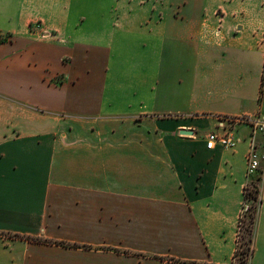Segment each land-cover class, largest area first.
<instances>
[{
  "label": "crops",
  "instance_id": "1",
  "mask_svg": "<svg viewBox=\"0 0 264 264\" xmlns=\"http://www.w3.org/2000/svg\"><path fill=\"white\" fill-rule=\"evenodd\" d=\"M243 116L264 0H0V264H233L250 128L207 135Z\"/></svg>",
  "mask_w": 264,
  "mask_h": 264
},
{
  "label": "built area",
  "instance_id": "2",
  "mask_svg": "<svg viewBox=\"0 0 264 264\" xmlns=\"http://www.w3.org/2000/svg\"><path fill=\"white\" fill-rule=\"evenodd\" d=\"M238 124H244L250 128V140H249V150L247 153V176L250 181L246 187L255 186L259 188V184L264 177V169L262 167L263 157L258 151L257 136L264 134V117L261 116H243L238 118H220L219 127L222 128L221 132H214L207 135V148L214 149L217 145H220L224 149L235 148L238 144V139L234 135V126ZM257 178V182L253 181V178ZM259 205L255 211V215L258 214ZM250 212L249 203L244 201L243 209L240 214L239 224H238V240L241 235V230L243 229V221L246 215ZM237 240V249L240 248ZM236 249V251H237ZM237 256L234 258L237 260Z\"/></svg>",
  "mask_w": 264,
  "mask_h": 264
},
{
  "label": "trees",
  "instance_id": "3",
  "mask_svg": "<svg viewBox=\"0 0 264 264\" xmlns=\"http://www.w3.org/2000/svg\"><path fill=\"white\" fill-rule=\"evenodd\" d=\"M244 201L249 203L251 202L252 204L250 205V212L246 215L245 220L243 221V229L248 233L250 238L248 239V247L243 248L242 250L237 249L234 258L237 256H242V260L247 262L246 256L249 255V261L252 257L253 254V236H254V228H255V223H256V217L255 211L257 210L258 204L260 203V195H259V188L253 184V186L250 187H245L244 189ZM248 219V220H247ZM245 238V237H244ZM240 239H243V236L240 235L238 244H244L247 246L246 241L242 242ZM252 243V247L250 248V244ZM235 259L233 264H235Z\"/></svg>",
  "mask_w": 264,
  "mask_h": 264
},
{
  "label": "rangeland",
  "instance_id": "4",
  "mask_svg": "<svg viewBox=\"0 0 264 264\" xmlns=\"http://www.w3.org/2000/svg\"><path fill=\"white\" fill-rule=\"evenodd\" d=\"M219 2H221V3H223V4H229V3H231L232 1H234V0H218ZM64 122V121H63ZM62 126H65V124L64 123H62ZM47 127H49V126H47ZM256 178V177H255ZM253 180H254V178H253ZM252 182V180L250 181V183ZM254 182H257V178H256V180H254ZM252 203L251 202H249V205H251ZM248 220V219H247ZM241 236H243V239H240V241H241V243L242 242H244V241H246V244H247V246L246 245H242V244H240V250H242L244 247L245 248H247L248 247V239L250 238V236L248 235V233L244 230V229H242L241 230ZM245 237V238H244ZM252 247V243L250 244V248ZM249 258H250V256L249 255H247L246 256V259L245 260H247V262H245V261H243L242 260V256H238V258H237V260L235 261V264H249Z\"/></svg>",
  "mask_w": 264,
  "mask_h": 264
},
{
  "label": "water",
  "instance_id": "5",
  "mask_svg": "<svg viewBox=\"0 0 264 264\" xmlns=\"http://www.w3.org/2000/svg\"><path fill=\"white\" fill-rule=\"evenodd\" d=\"M181 134H182V135H191L192 132H189V131H183V132H181Z\"/></svg>",
  "mask_w": 264,
  "mask_h": 264
}]
</instances>
